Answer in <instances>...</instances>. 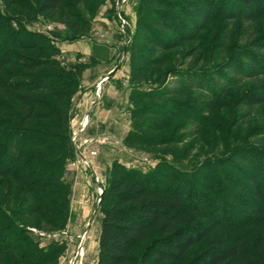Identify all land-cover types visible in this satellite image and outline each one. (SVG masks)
Wrapping results in <instances>:
<instances>
[{"label": "rangeland", "instance_id": "1", "mask_svg": "<svg viewBox=\"0 0 264 264\" xmlns=\"http://www.w3.org/2000/svg\"><path fill=\"white\" fill-rule=\"evenodd\" d=\"M242 1L212 0V16L196 39L167 51L147 43L140 34L133 48L134 36L143 24L150 31V38L163 45L171 43L178 34H188L189 25L184 20L185 30L180 33L174 29L176 33L171 35L142 21L138 25L140 16L150 13L153 0H62L54 19L27 16L16 7H9L7 0H0V43L10 42L14 47L16 41L18 45L23 42L24 39H17L21 34L27 39L40 37L35 50L20 52L11 48L0 52V58L7 54L12 58L0 76V86L10 94H0V160L4 157V141L10 144L8 140L13 136V141L20 144L46 140L50 149H57L58 142L53 145L50 141V134L59 132L49 121L55 119L50 110H64L74 150L64 162L59 159L61 150L43 152L46 163L58 160V164L44 186L35 189L39 175L35 173L42 169L35 156L41 150L31 145L24 147L21 161L12 172L25 176L33 194L17 187L11 177L0 180V264H98L99 200L114 162L143 173L168 165L188 196H193L211 216L222 215L225 227L234 224L233 229H225V244L243 243L255 264H264V253L256 250L258 238L264 242V184L262 196L255 199L246 179V174L252 172L264 183V103L246 105L250 95L260 93L259 86L264 82V0H251L256 13L253 19L248 18ZM170 2H178L180 9L186 5L185 0ZM189 2L200 4L201 0ZM102 8L110 20L108 33L94 28ZM167 12L170 17L181 16L179 12ZM64 16L79 19L81 25L86 22L85 31L71 30ZM85 34L89 40L114 51V70L125 80L122 88L128 94L132 89L157 94L158 99H128L130 127L126 136L134 132L141 144H125V138L119 143L112 135L90 129L94 105L79 100L86 96L97 101L101 92H81L78 80L83 65L64 61L58 48V42H72ZM132 53L149 61L139 67L142 74L133 84ZM26 59L49 60L56 65L27 70L22 66ZM36 78H45L48 89L30 98L43 104L48 121L40 116L34 123L20 127V101L26 97L10 85L32 83ZM59 95L64 96L62 101ZM153 107L154 114L163 119L150 113L136 116L131 123L134 109L150 112ZM84 154L89 156L87 160ZM91 160L102 161L94 162L96 173ZM203 173L209 182L202 181ZM259 207L261 216L254 218L249 211ZM216 237L214 232L196 244L178 264H189Z\"/></svg>", "mask_w": 264, "mask_h": 264}, {"label": "trees", "instance_id": "2", "mask_svg": "<svg viewBox=\"0 0 264 264\" xmlns=\"http://www.w3.org/2000/svg\"><path fill=\"white\" fill-rule=\"evenodd\" d=\"M170 1L177 0H153L150 13L140 16L138 25H141L139 21H142V23L151 24L157 31L171 35L175 30L180 33L185 30L184 20L185 23L187 22L186 25H189L187 36L178 34V37L171 40V43L163 45L159 40L155 41L150 38L152 35L143 24L134 36L133 48H135L136 38L140 34V36L145 37L147 43H153L163 50H175L183 42L194 41L199 31L212 16V0H201L200 4L185 0L186 5L183 9H180L178 2L171 3ZM7 4L9 7H16L27 16H32V14L46 15L54 19L58 14V10L62 7V0H32V3L23 0H7ZM252 4L251 0L241 2L242 7L247 10L249 19H253L256 15ZM167 11L179 12L181 16L180 18L170 17ZM63 20L71 30L79 29L82 33L85 31L86 22L81 25L79 19H73L69 16H64ZM197 25L200 26L197 27ZM9 37H12V35ZM17 39L24 40L19 45L16 41L14 47L10 46V42L0 43V52L11 48L20 52L35 50L40 37L31 36L27 39L26 36L21 34V36H17ZM11 63L12 58L9 54L1 56L0 76H2V68L10 66ZM148 63V59L131 54L130 82L132 84L139 76L138 74H142V70H140L142 68L139 67L148 65ZM49 65L56 64L51 63L49 60L37 59H26L22 64L27 70H35ZM260 75L262 74L256 73V76ZM10 87L26 97L25 100L20 101V127L34 123L40 116L43 117L44 121H48L47 116L43 114L46 111L43 104L32 101L30 98L34 94L47 91L48 86L45 78H36L32 83L12 84ZM72 87L68 86L67 88L72 89ZM259 90V94L250 95L247 98L246 105L253 106L264 103V82L260 84ZM8 93L0 86V94L9 96ZM63 97V95H59V101H62ZM156 97H158L157 94H143L132 89L129 94V101L158 99ZM50 111L52 112L49 113L55 119L49 121L59 131L58 134H50L52 138L50 141L53 145L58 142L57 149H55V146L50 149L46 144V140L36 141L33 145L31 141L26 140L21 145L17 141H13L14 136L8 140L11 141L10 144L6 140L3 143V146L6 145V147L4 157L0 160V180L11 177L16 186L26 191L27 194L34 193L31 183H28L24 178L25 176H20L17 171H14V174L12 172L14 165L21 161L20 152L24 147L31 145L30 147L41 150V154L35 156V159L38 157L35 162H38V166L42 167L38 173H35V175L39 174L36 177L35 189L44 186L45 180L54 170L56 163L58 164V160L53 164L45 162L48 160L44 158V154L49 149L50 151L61 150L59 159L62 162L74 151L72 144L69 142L64 110L61 112ZM154 113V107L150 112H146L143 108H136L132 112L131 123H134L133 120L136 116L155 115ZM155 117L163 119L160 114H156ZM140 140L131 131L125 137L124 143L141 144ZM47 169L49 170L47 171ZM108 174L107 186L102 190L99 200L101 218L97 246L98 264H178L189 249L201 243L214 232H217V237L208 249L193 258L189 264H255L252 254L244 248L243 243L228 246L225 244V229H233L234 224H227L226 228L221 220L222 215L216 213V216H211L208 210H204L203 206L197 200H194L193 196H188L185 193V187L183 188L181 181L176 178L178 175L168 165L157 166L154 172L143 173L114 162ZM30 176L32 177L33 174H30ZM246 179L247 184L252 187L251 195L255 199H259L262 196L264 183L252 172L246 174ZM202 181H210L207 174H202ZM241 191L245 192L246 190ZM249 212L254 218H258L261 216V207L258 210ZM263 243V239L259 237L256 242V250L262 254L264 253Z\"/></svg>", "mask_w": 264, "mask_h": 264}, {"label": "crops", "instance_id": "3", "mask_svg": "<svg viewBox=\"0 0 264 264\" xmlns=\"http://www.w3.org/2000/svg\"><path fill=\"white\" fill-rule=\"evenodd\" d=\"M107 15L105 8L98 12L97 23L94 24L96 30L107 33L111 30ZM87 36H79L72 42H58V48L64 61L72 62L70 65H83L78 80L81 92L88 93L94 89L97 93L101 92L97 101L92 98L89 100L86 96L79 100L80 103L94 105L90 129L97 134L112 135L122 143L130 127L129 94L122 88L126 82L121 80V75L114 70V51L108 45L89 40ZM86 156L87 160L89 156ZM94 162L102 161L91 160V168L96 173Z\"/></svg>", "mask_w": 264, "mask_h": 264}, {"label": "built area", "instance_id": "4", "mask_svg": "<svg viewBox=\"0 0 264 264\" xmlns=\"http://www.w3.org/2000/svg\"><path fill=\"white\" fill-rule=\"evenodd\" d=\"M122 22V21H121ZM123 27L125 26L124 23H122ZM39 27V26H38ZM48 30V29H47ZM73 141V140H72Z\"/></svg>", "mask_w": 264, "mask_h": 264}, {"label": "water", "instance_id": "5", "mask_svg": "<svg viewBox=\"0 0 264 264\" xmlns=\"http://www.w3.org/2000/svg\"><path fill=\"white\" fill-rule=\"evenodd\" d=\"M102 193V192H101Z\"/></svg>", "mask_w": 264, "mask_h": 264}]
</instances>
